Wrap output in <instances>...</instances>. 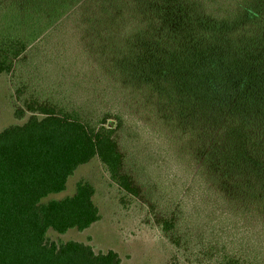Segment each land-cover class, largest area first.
<instances>
[{"label":"trees","instance_id":"trees-1","mask_svg":"<svg viewBox=\"0 0 264 264\" xmlns=\"http://www.w3.org/2000/svg\"><path fill=\"white\" fill-rule=\"evenodd\" d=\"M3 4L0 75L13 77L15 118L30 116L0 130V264H122L114 250L47 238L50 229L83 231L100 220L91 183L80 180L74 195L44 199L65 191L76 169L95 157L121 191L142 196L144 181L129 169L123 133L131 121L155 127L182 161L192 156L194 139L204 157L198 174L206 180L216 172L221 187L246 193L252 216L264 223V0ZM91 30L100 46L111 42L84 48L97 64L94 89L109 95L125 89L129 108L121 97H90L79 77H66L72 66L58 63L70 56L68 40L85 44ZM56 34L67 39L59 40L51 62L44 53ZM74 58L78 68L81 59ZM49 66L58 79L42 75ZM157 222L175 247L188 249L178 209H160ZM259 255L226 252L209 264H264Z\"/></svg>","mask_w":264,"mask_h":264},{"label":"rangeland","instance_id":"rangeland-1","mask_svg":"<svg viewBox=\"0 0 264 264\" xmlns=\"http://www.w3.org/2000/svg\"><path fill=\"white\" fill-rule=\"evenodd\" d=\"M5 1L0 0V15ZM51 36L44 55L53 62L58 59L54 49H58L59 40L64 42L67 36ZM68 36L71 38V35ZM100 41L101 38L93 30L86 33L85 44H81L78 37L71 38V41L69 39L70 56L64 63L61 60L58 63L65 67L72 66L66 72V77L70 81L75 78L73 76L79 77L82 85L91 92L90 97L102 99L105 96V100L109 99L110 102L121 97L128 107L130 95L124 92L125 89L121 91L116 88L110 95L101 91L98 84L99 91L94 89L97 64L87 58L84 48L97 51L96 46H100ZM109 44L110 41L100 48ZM75 56L81 59L78 68L76 63L72 64ZM93 57L99 59L95 55ZM105 58L108 59L107 56ZM49 68L44 69L42 75L58 79L59 76L50 72ZM101 82L104 88L111 89V84L104 77H101ZM14 88L11 74L0 75V130L23 124L30 116L28 113L21 120L15 118ZM123 133L126 143L129 142L126 148L129 169L144 181L142 196L133 197L121 191L100 159L95 157L76 169L65 191L51 194L44 201L74 195L76 184L86 180L95 187L94 202L99 207L100 220L83 231L71 229L58 233L50 229L47 233L49 241L75 240L92 245L96 252L114 250L121 257L122 264H209L226 252L246 258L260 254V258H264V223L252 216L253 205L243 197L246 193L221 187L216 172L212 174L214 177L208 176L203 180V174L198 172L204 157L200 148L196 150L194 139L188 142L190 149L187 151L200 159L187 155L186 160L182 161L176 157V146L163 140L161 132L153 126L146 127L141 122L131 121ZM164 207L178 209L182 234L184 239L189 237L188 249L179 250L160 229L157 213Z\"/></svg>","mask_w":264,"mask_h":264}]
</instances>
